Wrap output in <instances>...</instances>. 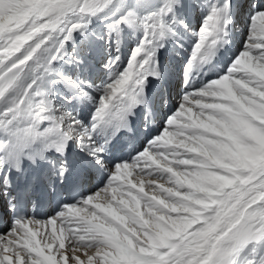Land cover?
<instances>
[{
    "label": "snow or ice",
    "instance_id": "obj_1",
    "mask_svg": "<svg viewBox=\"0 0 264 264\" xmlns=\"http://www.w3.org/2000/svg\"><path fill=\"white\" fill-rule=\"evenodd\" d=\"M0 264H264V0H0Z\"/></svg>",
    "mask_w": 264,
    "mask_h": 264
},
{
    "label": "rangeland",
    "instance_id": "obj_2",
    "mask_svg": "<svg viewBox=\"0 0 264 264\" xmlns=\"http://www.w3.org/2000/svg\"><path fill=\"white\" fill-rule=\"evenodd\" d=\"M242 40H243V37H241V42H242ZM240 46H241V45H240ZM238 48H239V47H238ZM125 49H126V51H125V52H126V55H127V47H126ZM236 51H237V50H236ZM143 178H144V177H143ZM144 179H145V180H147V179H149V177H146V176H145V178H144ZM82 258H83V257H82Z\"/></svg>",
    "mask_w": 264,
    "mask_h": 264
},
{
    "label": "bare ground",
    "instance_id": "obj_3",
    "mask_svg": "<svg viewBox=\"0 0 264 264\" xmlns=\"http://www.w3.org/2000/svg\"><path fill=\"white\" fill-rule=\"evenodd\" d=\"M145 178V177H144ZM143 178V179H144ZM133 179H136V177H135V175L133 176ZM95 203V202H94ZM41 215H46V213L44 212V213H42ZM51 229V226H49V230ZM83 259V258H82Z\"/></svg>",
    "mask_w": 264,
    "mask_h": 264
}]
</instances>
